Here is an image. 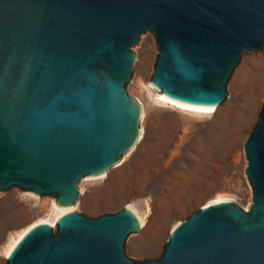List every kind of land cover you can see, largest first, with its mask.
<instances>
[{
	"label": "water",
	"instance_id": "95a60500",
	"mask_svg": "<svg viewBox=\"0 0 264 264\" xmlns=\"http://www.w3.org/2000/svg\"><path fill=\"white\" fill-rule=\"evenodd\" d=\"M148 31L151 88L214 108L242 54L264 47V0H0V191L51 195L65 211L30 227L7 264H264V102L244 143L248 210L212 201L178 222L158 259L138 261L125 250L142 228L131 208L75 209L80 180L121 162L142 133L126 85Z\"/></svg>",
	"mask_w": 264,
	"mask_h": 264
},
{
	"label": "rangeland",
	"instance_id": "374dc122",
	"mask_svg": "<svg viewBox=\"0 0 264 264\" xmlns=\"http://www.w3.org/2000/svg\"><path fill=\"white\" fill-rule=\"evenodd\" d=\"M133 50L126 89L142 105V135L121 164L80 180L75 205L87 217L133 208L146 225L128 236L125 250L145 261L158 259L174 226L209 202L232 199L250 208L244 143L264 102V47L242 54L228 97L211 113L178 107L151 88L157 45L150 31ZM27 193L18 186L0 191V264H7L6 251L24 229L55 215L54 196Z\"/></svg>",
	"mask_w": 264,
	"mask_h": 264
},
{
	"label": "bare ground",
	"instance_id": "6f19581e",
	"mask_svg": "<svg viewBox=\"0 0 264 264\" xmlns=\"http://www.w3.org/2000/svg\"><path fill=\"white\" fill-rule=\"evenodd\" d=\"M246 52H248V51H245L243 54H245ZM161 95V94H160ZM161 97H162V99L163 100H165L166 102H170V103H172V104H174V105H176V106H178V107H181V108H183V109H187V110H191V111H197V112H204V113H211V112H214V111H216L217 109H218V106H216V107H214V108H209V109H203V108H196V107H191V106H187V105H183V104H180V103H177V102H175V101H172V100H170V99H168V98H166V97H164L163 95H161ZM142 118V117H141ZM141 135H142V133H141ZM123 160H124V158H123ZM122 160V161H123ZM122 161L121 162H119L117 165H119V164H121L122 163ZM116 166V165H115ZM27 194H30V195H33V194H31V193H27ZM33 196H37V195H33ZM210 203V202H209ZM129 208H131L130 206H128ZM75 209H76V205H75ZM133 211H134V209L133 208H131ZM54 212H55V215H54V217L52 218V219H44V220H42V222H45V223H48V224H51L52 226H56V224H55V221H56V219L58 218V217H60L61 215H63L64 213H65V211H63V210H61V209H59L56 205H55V209H54ZM134 213L137 215V217H138V219L140 220V222H141V224H142V228L146 225V220H145V218H143V217H141L139 214H137L136 213V211H134ZM39 223H41V222H39ZM35 225V224H34ZM34 225H30L29 227H27L26 229H24L13 241H12V243L9 245V247H8V249H7V251H6V255H7V257H8V255H9V253H10V251H11V249L14 247V245L17 243V241L22 237V235L30 228V227H32V226H34ZM177 225V224H176ZM175 225V226H176ZM174 226V227H175Z\"/></svg>",
	"mask_w": 264,
	"mask_h": 264
},
{
	"label": "built area",
	"instance_id": "2783aa9c",
	"mask_svg": "<svg viewBox=\"0 0 264 264\" xmlns=\"http://www.w3.org/2000/svg\"><path fill=\"white\" fill-rule=\"evenodd\" d=\"M247 210V209H246Z\"/></svg>",
	"mask_w": 264,
	"mask_h": 264
}]
</instances>
